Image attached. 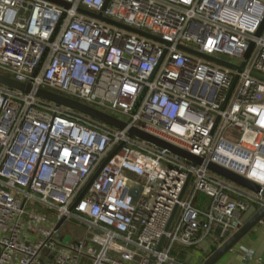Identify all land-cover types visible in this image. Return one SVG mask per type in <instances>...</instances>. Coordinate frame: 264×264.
<instances>
[{"label": "built area", "instance_id": "obj_1", "mask_svg": "<svg viewBox=\"0 0 264 264\" xmlns=\"http://www.w3.org/2000/svg\"><path fill=\"white\" fill-rule=\"evenodd\" d=\"M263 21L264 0H0V75L31 87L0 85V264H190L184 250L212 236L218 247L264 207L261 193L207 168L264 190ZM61 219L84 239L62 244Z\"/></svg>", "mask_w": 264, "mask_h": 264}, {"label": "water", "instance_id": "obj_2", "mask_svg": "<svg viewBox=\"0 0 264 264\" xmlns=\"http://www.w3.org/2000/svg\"><path fill=\"white\" fill-rule=\"evenodd\" d=\"M86 14L88 15H91V16H94L93 14H90V13H87L85 12ZM99 19H101V16L100 15H97L95 16ZM118 25V24H117ZM264 25V21L262 22L261 24V27L259 29V31L257 32V35L260 34V31L262 29ZM132 30V29H130ZM140 35H144V36H149L148 34L146 33H143V32H139V31H135V30H132ZM186 51L190 52V53H194V54H197L205 59H208V60H212L211 58L207 57V56H204L202 54H198L194 51H191V50H188V49H185ZM247 56V54H246ZM220 64H223V65H226V66H230L226 63H222L220 61H216ZM238 70H241V67L238 68ZM236 80V79H235ZM235 82V81H234ZM0 85L1 86H4L8 89H13V90H17V91H21V92H24V93H28L30 92L31 90V87L29 84H21V83H17L7 77H4V76H1L0 75ZM36 96L38 98H41L43 100H46V101H49V102H52L58 106H63V107H66L68 109H71L73 111H76V112H79V113H82L86 116H89L93 119H96L98 121H101L105 124H108L110 126H113V127H116L118 129H123L124 128V124L119 122L118 120L114 119V118H111L105 114H102L90 107H87L83 104H80L76 101H73V100H70L68 98H65L63 96H60L58 94H55V93H52V92H49V91H46V90H37L36 91ZM128 135L129 136H135V137H138L156 147H159L161 149H165L167 151H169L170 153L176 155V156H179L185 160H188V161H191L193 163V165H199L201 164V159L196 157V156H193L177 147H175L174 145L172 144H169L165 141H162L160 139H157L151 135H148L146 133H143L141 131H138L136 129H130L128 131ZM207 168L219 175L220 177H223L253 193H261L262 197L264 198V190H261L257 185L253 184L252 182L242 178V177H239L233 173H230L220 167H217L213 164H208L207 165ZM93 180V179H92ZM91 180V181H92ZM91 181L87 184V186L85 187V189L83 190V192L80 194L78 200L80 199V197L83 195V193L85 192V190L87 189V187L90 185ZM142 192V188L137 185V184H134L131 188V190L129 191V201H128V205L130 207L134 206L139 197H140V194ZM72 209V208H71ZM173 215V214H172ZM172 215H171V218H172ZM171 218L169 220V223L171 221ZM262 219H264V207L262 208H259L258 210H256L245 222L244 224L234 233L232 234L231 236H229L225 241H223L205 260L202 264H217L219 262V260L226 254L228 253L244 236H246ZM64 223V219H61L57 222V224L55 225V230H59L61 225ZM168 223V225H169ZM168 227V226H167ZM167 229V228H166ZM56 238L60 239V235L57 233L56 235ZM69 236H64L63 239L61 240L62 241V244H65L68 240H69ZM162 240H163V237L161 238L158 246H157V250L159 249L161 243H162ZM53 255V254H52ZM51 257V256H50Z\"/></svg>", "mask_w": 264, "mask_h": 264}, {"label": "crops", "instance_id": "obj_3", "mask_svg": "<svg viewBox=\"0 0 264 264\" xmlns=\"http://www.w3.org/2000/svg\"><path fill=\"white\" fill-rule=\"evenodd\" d=\"M217 241V237L212 236L201 245L191 247L185 251L186 260L190 264H202L217 248ZM217 264H264V221L244 236Z\"/></svg>", "mask_w": 264, "mask_h": 264}, {"label": "rangeland", "instance_id": "obj_4", "mask_svg": "<svg viewBox=\"0 0 264 264\" xmlns=\"http://www.w3.org/2000/svg\"><path fill=\"white\" fill-rule=\"evenodd\" d=\"M228 60H230V58H228ZM26 211L41 214L43 216V225L44 224L51 225L56 222V218L52 213L50 212L47 213L44 210H40L38 207L32 206L30 204L26 206ZM253 213H254V209L251 208L245 214L244 219L248 218ZM59 233L61 235L69 236L71 240L74 242L82 241L85 237V227H83L74 220H68L62 224ZM78 264H92V262L85 257H81L79 258Z\"/></svg>", "mask_w": 264, "mask_h": 264}, {"label": "trees", "instance_id": "obj_5", "mask_svg": "<svg viewBox=\"0 0 264 264\" xmlns=\"http://www.w3.org/2000/svg\"><path fill=\"white\" fill-rule=\"evenodd\" d=\"M188 249H192V248H188ZM188 249H186V251H188ZM185 256H186V252H185V250H184V252H182V253L180 254V258H181V259H184Z\"/></svg>", "mask_w": 264, "mask_h": 264}]
</instances>
